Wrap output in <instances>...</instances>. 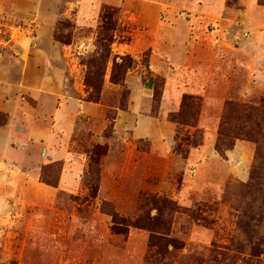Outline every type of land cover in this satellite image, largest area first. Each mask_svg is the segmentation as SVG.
I'll return each instance as SVG.
<instances>
[{"label":"rangeland","instance_id":"1","mask_svg":"<svg viewBox=\"0 0 264 264\" xmlns=\"http://www.w3.org/2000/svg\"><path fill=\"white\" fill-rule=\"evenodd\" d=\"M0 99V264H264V0H0Z\"/></svg>","mask_w":264,"mask_h":264},{"label":"trees","instance_id":"2","mask_svg":"<svg viewBox=\"0 0 264 264\" xmlns=\"http://www.w3.org/2000/svg\"><path fill=\"white\" fill-rule=\"evenodd\" d=\"M119 58V61L117 60ZM133 59L128 55H117L113 58L112 61V70H111V81L113 83H118L122 80L123 75L127 71L129 67L133 64ZM91 77L88 75L86 77L87 83H90L92 87H95L94 83L90 79ZM199 98L192 95H184L182 98V113L187 114V111L190 108H194L192 112L188 114L187 117L194 118L196 109L199 107ZM258 112L264 113V101L261 105L252 106L244 103L226 102L222 123L219 128V138L215 144L216 149L222 153L226 149L232 147L234 144L235 138H248L253 140L256 143V156L258 165L254 167L257 168L263 162V150H264V134H260V131L264 129V118L261 123H250L249 118L252 114H259ZM0 115H3L0 113ZM236 117L238 121H236L237 127H232L231 122L233 118ZM4 123V120L1 122ZM258 130V134L256 132ZM264 132V131H262ZM252 255H257L256 252H252Z\"/></svg>","mask_w":264,"mask_h":264},{"label":"crops","instance_id":"3","mask_svg":"<svg viewBox=\"0 0 264 264\" xmlns=\"http://www.w3.org/2000/svg\"><path fill=\"white\" fill-rule=\"evenodd\" d=\"M8 103L5 100L0 99V110H7ZM0 131H3V129L0 127Z\"/></svg>","mask_w":264,"mask_h":264}]
</instances>
